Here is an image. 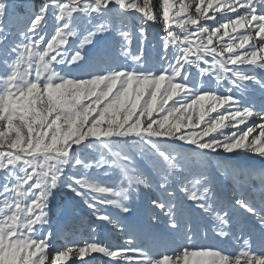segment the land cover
Masks as SVG:
<instances>
[{
  "label": "snow or ice",
  "instance_id": "6c2138e0",
  "mask_svg": "<svg viewBox=\"0 0 264 264\" xmlns=\"http://www.w3.org/2000/svg\"><path fill=\"white\" fill-rule=\"evenodd\" d=\"M101 258L264 264V0H0V264Z\"/></svg>",
  "mask_w": 264,
  "mask_h": 264
},
{
  "label": "rangeland",
  "instance_id": "374dc122",
  "mask_svg": "<svg viewBox=\"0 0 264 264\" xmlns=\"http://www.w3.org/2000/svg\"><path fill=\"white\" fill-rule=\"evenodd\" d=\"M161 34V29L159 24L154 25L149 29V35H148V47L150 49L155 50L159 46V36ZM133 51H135V44L133 45ZM197 83L199 84V80H197ZM222 90V89H221ZM243 166L248 167V168H254L256 170H259L261 165L259 164L258 160H251V161H241ZM251 183V181H249ZM56 207H65V206H71L75 207V205H70L68 201V197L64 195V193H59L56 196L55 200V205ZM81 219L83 220V226H81L80 221H76L75 225H68V231L66 235L68 236L69 239H81L87 238L88 237V231H87V226L89 223L95 222L97 225V231L95 234V237L99 240H102L105 243H111V244H117V243H124L123 238L117 240V238L107 229H101L99 226V222L95 221V217L88 212L87 209H84L80 213ZM61 223H64L61 221ZM73 227H75V233L73 234ZM59 243L57 244V247H60L65 241L63 237H59ZM203 243H208V244H214L215 241L212 240H206L202 241ZM138 243H141L145 245L146 247H150L151 245L149 244L148 241H138ZM107 258H101L97 261V264H105V260Z\"/></svg>",
  "mask_w": 264,
  "mask_h": 264
}]
</instances>
